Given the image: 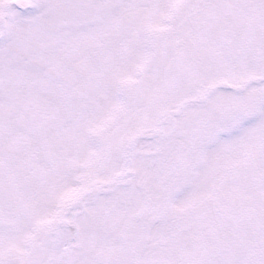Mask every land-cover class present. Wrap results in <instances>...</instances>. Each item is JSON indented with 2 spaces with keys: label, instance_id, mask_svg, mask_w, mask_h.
I'll return each instance as SVG.
<instances>
[{
  "label": "snow or ice",
  "instance_id": "6c2138e0",
  "mask_svg": "<svg viewBox=\"0 0 264 264\" xmlns=\"http://www.w3.org/2000/svg\"><path fill=\"white\" fill-rule=\"evenodd\" d=\"M0 264H264V0H0Z\"/></svg>",
  "mask_w": 264,
  "mask_h": 264
}]
</instances>
